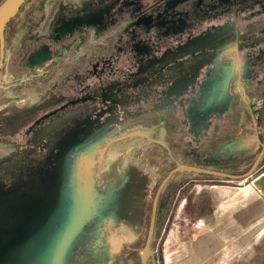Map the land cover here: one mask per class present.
<instances>
[{"label": "flooded vegetation", "instance_id": "flooded-vegetation-1", "mask_svg": "<svg viewBox=\"0 0 264 264\" xmlns=\"http://www.w3.org/2000/svg\"><path fill=\"white\" fill-rule=\"evenodd\" d=\"M29 1L5 29L0 70V123L25 128L17 134L18 143L0 145L1 151L13 150L20 170H68L66 193L70 183L83 186L74 179L86 171L94 174L93 186L104 189L102 196L116 183L111 201L124 187L146 188L142 229L135 232L129 211L122 226L134 240L122 243L119 254L110 243L124 264H137L132 259L141 249L143 264L154 201L170 172L183 165L242 176L261 151L262 146L247 163L221 155L212 161L201 156L203 149L198 155L196 145L205 146L214 133L219 149L225 150L224 137L231 133L219 134L236 117L241 121L234 130L240 134L244 126L251 135L259 134L264 125V0H52L48 5L33 0L29 19L23 20ZM49 124L58 133L43 134ZM134 138L152 142L162 157L166 153L171 168L164 177L144 185L125 175L111 177L122 156L113 150ZM90 155L92 166L85 161ZM180 173L201 179L176 180ZM242 182L251 184L175 173L159 195L146 264L164 259L163 242L181 202L192 201L193 208L200 203L201 219L217 210L204 190L194 201L197 187L238 188ZM112 238L114 245L120 243ZM91 248L83 242L79 261H95L93 255L86 257Z\"/></svg>", "mask_w": 264, "mask_h": 264}, {"label": "crops", "instance_id": "crops-1", "mask_svg": "<svg viewBox=\"0 0 264 264\" xmlns=\"http://www.w3.org/2000/svg\"><path fill=\"white\" fill-rule=\"evenodd\" d=\"M56 83L55 79L52 82L54 86L51 87H55ZM63 84L59 85L62 89ZM48 87L50 86L47 85ZM31 94L37 98L40 96L39 93L34 91ZM238 121H241V118L230 119L226 124L225 130L219 134L225 133L223 135H226L231 133V136L227 135L226 138L224 137L225 144H227L225 150L219 149L217 145L218 140H216L213 133L209 137V141L206 140L205 146L196 145L200 151L198 155L202 153L203 149L206 152H203L204 156H201L203 158L209 157L212 161H216L217 156L220 155L222 158H227L230 161L243 159V163L250 161L264 142L262 138H259V136H264V125L260 128L259 134L256 132L255 135H251L246 131L247 128L245 126L242 128L243 133L240 134L234 130V126ZM0 127H3L0 135L4 137L3 139L0 138V145L7 147L10 143L19 140L17 134L25 128V124L20 127V125L18 126L15 123H0ZM54 130H56L55 133H58L57 126L49 124L41 132L46 135L47 133H54ZM183 142L185 144L189 143L188 140ZM29 151L32 150L28 149L27 152ZM14 154L13 150L1 151L0 148V171L2 172L0 173V228H4L6 225L11 226L7 238L13 245L15 236L17 237L20 234L22 215L25 219L24 225L28 233L32 226H36L35 203L38 200V187L44 189H40V194L47 192L46 194L50 193V196L53 198L57 194V191L61 195L63 194V184L68 178L66 177L68 170L52 169L47 170L48 172H42L41 180L38 181L37 172L41 170H20V168L16 167L18 160L14 159ZM11 159L12 161L10 162L9 160ZM5 171H7V174H5ZM242 183H244L242 187L238 188L227 187L208 191L211 192L213 205L218 207L217 210L212 212L211 221L206 222V225H208L206 232H210L206 233L208 242L205 243V246L210 245L212 253H220L222 264H254L258 260H261V257L255 259V254L260 255L262 242H260V238L264 236V199L261 197L259 190L252 184L247 185V182ZM42 198L48 197L46 195L39 196V200ZM125 235L126 238L119 236L120 239L118 240H120V243L117 245H114L113 238L111 239L114 248L118 249L122 243L126 241L131 242L135 238L130 231ZM194 237L195 234L191 232L185 236L178 237L175 240L176 243H173V250L175 249L174 245L177 247L184 246L187 242L192 241ZM249 242L251 244L253 242V245L250 246ZM198 246L196 244V248ZM166 250L170 252L172 250L171 246L167 245ZM250 254L252 255L251 258L249 257Z\"/></svg>", "mask_w": 264, "mask_h": 264}, {"label": "rangeland", "instance_id": "rangeland-1", "mask_svg": "<svg viewBox=\"0 0 264 264\" xmlns=\"http://www.w3.org/2000/svg\"><path fill=\"white\" fill-rule=\"evenodd\" d=\"M3 1L4 0H0V4ZM37 2L48 5L52 2V0H37ZM61 2L65 1L61 0ZM32 3H34L33 0H30L25 10L21 14V19H29L30 6ZM18 18L20 19V17ZM152 144V142L148 143L147 141L139 140L138 138H134L131 141L119 144L116 149L113 150V152L118 151L121 153L122 151V156L117 155L119 156V160L116 162L115 166H113L114 170L112 171L111 177L117 175V180H121L125 175L129 177L128 179L142 182L143 185L147 181L155 182L161 177H164V175L168 172L167 170L171 168V164L167 163L168 158L166 156V153H164L163 156L165 158L163 163V157L160 156L163 155V153ZM157 153L159 154V157H157ZM92 163L93 158L90 155L88 164L92 166ZM106 163L104 162L100 169H102ZM41 173L42 172H38L37 174L38 181L41 180ZM75 175L78 178H75L74 180L83 181V186H79L78 183H70L71 189L68 193L72 192L70 201L72 202V206L74 208L68 215L66 223H70V220H72L73 218L77 219L79 213L82 212L83 208L81 204L75 203V199L77 198V196L75 194L76 189L74 188H78L77 191H80V195L77 199L80 202L86 203L84 205V210H89L94 214L88 215L87 213H85V220H80V222H82V227L79 231L78 236L74 239V245L72 248V253H70L68 264H105L106 261L110 264H124L123 262H121L120 256L113 255L110 251L111 238H117L119 235H123L127 232L126 228L122 226V222L129 214V211H132L134 213V216L132 215L134 220L133 223H131V226L136 227V233L140 232L143 222L142 216L144 215L146 204V202L142 199L141 194L143 191V197H146L147 189L142 188V190L137 189V191L135 188L124 187L121 193L117 194L116 197L113 198V201H111L112 199L110 200L111 203L109 202L107 203V205H103L104 203L102 202V198L105 199L113 193L116 187V183L110 184V186L107 188V192L102 196V192L104 191V189L98 187L95 188L93 186V173H89L86 171L84 172V175H82L81 173H76ZM103 175H106L107 180L109 179L107 174L101 173L102 178ZM190 178L194 180L201 179V177L197 175L180 173L176 180H188ZM197 189L198 191L196 195L193 194V196H196L194 198V201L197 200L196 198H200V193H202V190L206 192L204 194L208 193L207 195H209V197L211 196V192H208L210 190H208L207 188L200 189L199 187H197ZM131 199H137L138 201L130 202ZM139 200H141L142 202H140ZM90 204L91 208L93 210L95 209V212L92 211L91 208H89ZM108 204H110V206ZM185 204L186 203L183 201L181 202L180 207H178V218L174 221V224L170 228V231L163 242L165 247L163 254L164 259L162 260L161 264H222L220 253H212L211 246H205V243L208 242L206 239V233L208 234L210 232H206L208 227V225H206V221L210 222L208 221L211 218L210 215H205L206 217L204 216L203 219H201L202 214L200 215V212L198 211V209H200V203L196 204L195 208L197 209V211H194V202L191 201L190 204ZM190 232L195 234L194 239L184 244V246L182 245L177 247L174 245L175 249L173 250V243H176L175 240L178 237L185 236ZM84 241L86 242L87 246L93 247L91 248L93 249V251H90V253L86 257H91V255H93L94 259H88L95 260L94 262H88V260L86 259L84 263L79 261L78 251L81 252ZM250 242L249 245H253V242L252 244ZM260 242V255L258 254V256L256 253L255 259L261 257V260H258L256 264H264V236H261ZM196 244L199 245L198 248H196ZM141 245L142 242L139 247H141ZM167 245L171 246L172 250L170 252H167L166 250ZM122 246L123 244L117 249L112 245L111 248L114 253L119 254L121 252ZM141 255L142 250L138 249L135 259H132L133 262H137V264H139ZM251 256L252 255L250 254L249 257L251 258ZM160 257L162 258V256Z\"/></svg>", "mask_w": 264, "mask_h": 264}, {"label": "water", "instance_id": "water-1", "mask_svg": "<svg viewBox=\"0 0 264 264\" xmlns=\"http://www.w3.org/2000/svg\"><path fill=\"white\" fill-rule=\"evenodd\" d=\"M26 1L27 0H4V2L0 5V70L3 65L5 55V29L9 22L15 18ZM88 159L89 157H86L85 159L87 164ZM182 171L224 177L232 180H249L250 183L259 190L261 197L264 199V142L262 143L261 151L253 166L242 176H234L217 171L183 165L178 166L175 170L170 172L159 188L154 201L149 237L143 253V264H146L149 254L150 244L154 232L159 195L166 182L175 173ZM40 189L41 188L38 187V200L37 203H35L36 226H32L29 233L24 225L25 219L23 218V215L20 220V234L17 237L15 236L14 245L9 242L7 238L8 231L9 229L11 230V226L6 225L4 228H0V264H57V262H59L58 264H68L70 253H72L74 245V239L78 236L82 227V222H80V220H85V213L88 215L94 213L89 210H84V205L86 203L80 202L77 199L80 195V191H77L78 188H74L76 189L75 194L77 196L75 203L81 204L83 208L82 212L79 213L78 218H73L70 220L71 222L67 224V217L74 208L72 206V202L70 201L72 192L66 193L65 190L62 189V195L57 191L55 197L52 198L50 193L46 194L47 192H45V194H40V191L44 190ZM41 195H46L48 198H42L39 200V196ZM111 199V195L105 199L102 198V202L104 203L103 205H107ZM89 206V208H91V204ZM92 211L95 212V209H92ZM4 223H6V221H4Z\"/></svg>", "mask_w": 264, "mask_h": 264}, {"label": "bare ground", "instance_id": "bare-ground-1", "mask_svg": "<svg viewBox=\"0 0 264 264\" xmlns=\"http://www.w3.org/2000/svg\"><path fill=\"white\" fill-rule=\"evenodd\" d=\"M126 235L124 234V235H121L120 237H125ZM120 237H118V238H116L117 240L118 239H120ZM126 238V237H125ZM114 239V238H113ZM118 241H120V240H118ZM126 243V242H125ZM59 262H57V264H58Z\"/></svg>", "mask_w": 264, "mask_h": 264}]
</instances>
